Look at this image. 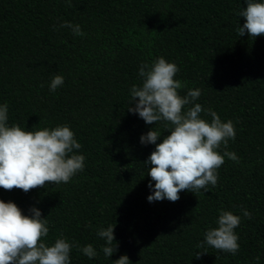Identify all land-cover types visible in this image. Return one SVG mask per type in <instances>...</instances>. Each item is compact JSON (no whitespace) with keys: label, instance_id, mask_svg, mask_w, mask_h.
Segmentation results:
<instances>
[{"label":"trees","instance_id":"obj_1","mask_svg":"<svg viewBox=\"0 0 264 264\" xmlns=\"http://www.w3.org/2000/svg\"><path fill=\"white\" fill-rule=\"evenodd\" d=\"M245 7V0H0V104L8 105V125H67L85 157L68 183L27 193L0 188V200L24 215L37 208L48 222L44 242L62 235L73 245L70 264H113L121 255L130 264H264V36H239ZM160 57L177 65L181 96L200 89L193 103L201 118L210 122V109L233 122L235 138L218 152L239 158L224 157L215 186L181 191L176 202L147 200L144 162L155 145L140 143L151 128L160 143L171 125H146L127 108L142 64ZM55 75L64 83L50 91ZM221 210L241 218L235 255L198 247ZM113 224L117 251L107 258L97 232ZM88 244L93 258L81 251Z\"/></svg>","mask_w":264,"mask_h":264},{"label":"clouds","instance_id":"obj_2","mask_svg":"<svg viewBox=\"0 0 264 264\" xmlns=\"http://www.w3.org/2000/svg\"><path fill=\"white\" fill-rule=\"evenodd\" d=\"M246 7L239 13L245 23L238 27L239 36L245 31L253 38L264 36V2L245 0ZM75 35L83 36L79 25L63 22ZM179 69L173 62L157 58L151 65L144 63L139 70L142 77L140 86L133 85L129 105L130 113L137 114L146 125L165 121L171 125L168 135L160 143L161 133L151 128L141 135V144L155 145L145 165H150L147 175L151 178L148 187L152 194L149 202L167 199L176 202L181 191L195 192L215 186L218 180L217 169L224 164V157L238 161L235 153L225 150L218 152L223 144L234 139L236 132L231 120L222 122L212 110H207L211 121L201 118L202 106L193 103L201 95L200 89L189 90L181 96L179 89L184 87L174 77ZM64 83L62 75H55L49 85L55 91ZM193 105L187 108L186 106ZM8 105L0 104V188L20 189L27 193L46 184L68 183L84 169L85 157L76 154L81 145L74 138V132L67 125L26 131L18 125L9 126ZM154 182V185L153 183ZM31 215H24L13 202L0 200V264H70L73 247L62 235L48 245L44 242L49 234L48 222L41 218V212L33 207ZM244 217L251 219L247 210ZM241 222L240 216L230 211H220L217 227L205 232V244L218 251L235 255L239 251V237L235 233ZM115 224L98 230L97 235L104 239V255L109 258L117 251L114 242ZM89 258L97 255L91 244L81 249ZM201 253L195 257L198 259ZM259 260V257H256ZM113 264H130L127 255H121Z\"/></svg>","mask_w":264,"mask_h":264}]
</instances>
